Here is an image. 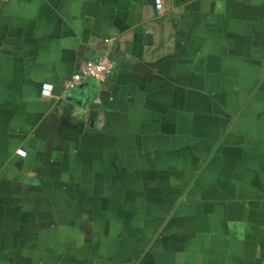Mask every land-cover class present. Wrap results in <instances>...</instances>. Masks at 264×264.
I'll return each mask as SVG.
<instances>
[{
	"label": "crops",
	"instance_id": "crops-1",
	"mask_svg": "<svg viewBox=\"0 0 264 264\" xmlns=\"http://www.w3.org/2000/svg\"><path fill=\"white\" fill-rule=\"evenodd\" d=\"M162 2L0 0V264H264V0Z\"/></svg>",
	"mask_w": 264,
	"mask_h": 264
},
{
	"label": "built area",
	"instance_id": "built-area-1",
	"mask_svg": "<svg viewBox=\"0 0 264 264\" xmlns=\"http://www.w3.org/2000/svg\"><path fill=\"white\" fill-rule=\"evenodd\" d=\"M154 6L157 10L163 8L162 0H154ZM107 41H110L109 38ZM114 68V61L108 53H104L96 59H86L80 63L78 68L72 72L64 81L63 87L68 89L70 87L79 85L85 78L92 77L97 80H105ZM53 89L51 82H43L41 84L42 96H49ZM15 152L24 156L26 150L22 147L15 149Z\"/></svg>",
	"mask_w": 264,
	"mask_h": 264
}]
</instances>
